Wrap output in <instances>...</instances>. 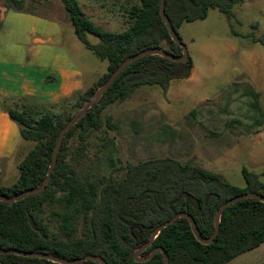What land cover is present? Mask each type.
<instances>
[{
	"label": "trees",
	"instance_id": "1",
	"mask_svg": "<svg viewBox=\"0 0 264 264\" xmlns=\"http://www.w3.org/2000/svg\"><path fill=\"white\" fill-rule=\"evenodd\" d=\"M42 1V0H39ZM73 24L77 38L101 61H107V72L91 87L76 93L73 107L80 112L91 96L105 84L111 74L129 57L161 48L168 54L182 56L160 16L161 0H139L130 16L133 22L122 33L106 31L85 17L77 0H60ZM243 0H165V13L176 34L184 22L204 20L210 9H218L227 19L234 17L233 8ZM22 6L24 0H9ZM12 8L7 6V9ZM256 28V26H254ZM89 36L98 38L92 43ZM179 36V35H178ZM181 40V39H180ZM182 41V40H181ZM264 43V42H263ZM191 58L175 62L161 56H145L128 65L83 117L65 134L51 179L45 191L28 196L12 205L0 201V249L18 250L73 261L86 256L102 258L106 264H135V253L149 242L152 233L178 214L186 213L195 222L200 237L208 239L215 231V214L227 201L246 193L264 198V183L247 169L243 170L246 186L239 188L223 177L190 162L153 158L127 163L120 180L83 178L79 175L75 154L88 147L91 133L103 129L102 113L106 108L126 101L142 86L158 85L167 89L175 80L189 79ZM256 100L259 94L250 92ZM18 107L6 108L18 126L20 137L35 143L20 162V178L9 187L1 186L0 195L12 198L29 189L38 188L45 180L58 137L72 120L68 113L55 115L43 111L32 97H12ZM65 98L64 101H68ZM62 102L50 106V109ZM4 106V105H3ZM254 107L261 114L256 101ZM260 126V125H259ZM76 140V152L72 141ZM58 203V231L51 234L43 213L47 206ZM79 216L89 223L84 235L77 234ZM32 217L37 230L29 224ZM264 243V203L244 199L229 206L220 218L218 235L212 243L203 244L193 233L190 220L179 218L164 228L152 245L141 252L147 258L162 248L169 264H227L239 255ZM164 255L157 252L145 264H164ZM0 264H56L47 260L0 255ZM83 264H99L86 261Z\"/></svg>",
	"mask_w": 264,
	"mask_h": 264
},
{
	"label": "rangeland",
	"instance_id": "2",
	"mask_svg": "<svg viewBox=\"0 0 264 264\" xmlns=\"http://www.w3.org/2000/svg\"><path fill=\"white\" fill-rule=\"evenodd\" d=\"M77 1L85 17L114 33L128 29L131 10L140 4L139 0ZM0 12V59L28 63L32 50H59L83 72L86 83L107 72V61L77 38L60 0H24L20 8L0 0ZM233 12L234 17L227 19L218 9H210L206 19L181 25L178 35L193 62L190 78L172 81L165 90L142 86L126 101L106 108L103 129L91 133L88 147L75 154L81 177L120 180L127 163L169 157L218 173L239 188L246 186L244 169L264 183V0H243ZM24 13L38 20L23 19ZM36 40L44 44L35 45ZM250 92L259 94L258 100ZM72 96L52 109L54 104L35 99L43 111L66 112L74 118L79 112L73 107L77 97ZM256 101L263 115L254 107ZM18 105L15 99L0 97L5 114L6 108ZM71 144L76 152L77 141ZM34 146L20 137L16 149L0 159V187L18 181V166ZM58 211V203L49 205L43 217L51 234L63 236L57 229ZM88 228L79 216L77 234L84 235Z\"/></svg>",
	"mask_w": 264,
	"mask_h": 264
},
{
	"label": "crops",
	"instance_id": "3",
	"mask_svg": "<svg viewBox=\"0 0 264 264\" xmlns=\"http://www.w3.org/2000/svg\"><path fill=\"white\" fill-rule=\"evenodd\" d=\"M22 18L38 20L30 13H24ZM35 42V45L44 44L42 40ZM30 56L33 60L28 63L0 59L1 98L28 96L42 103L56 104L91 87L103 75L86 83L83 72L59 50L35 49ZM19 139L18 126L0 109V159L8 157L16 149ZM227 264H264V243Z\"/></svg>",
	"mask_w": 264,
	"mask_h": 264
},
{
	"label": "water",
	"instance_id": "4",
	"mask_svg": "<svg viewBox=\"0 0 264 264\" xmlns=\"http://www.w3.org/2000/svg\"><path fill=\"white\" fill-rule=\"evenodd\" d=\"M165 0H161V6H160V16L162 18V20L164 21L171 40L179 45L182 49V56L180 57H176V56H172L170 54H168L165 50L161 49V48H153V49H147L144 50L142 52H140L139 54L129 57L128 59H126L112 74L111 76L108 78L107 82L105 84H103L101 87L98 88V90L91 96L90 101L86 104V106L72 119L70 120L67 125L63 128V130L61 131L54 152H53V158L47 173V176L45 178V180L43 181V183L41 184L40 187L38 188H34V189H29L27 191H24L21 194H18L16 196H13L12 198H8V197H4L0 195V201L7 203V204H14L16 202H19L21 200H23L24 198L31 196V195H35L38 193H41L43 191H45V189L47 188V185L51 179L52 173L54 171V168L56 166L57 163V159H58V154L61 150L62 144H63V140L65 137V134L83 117V115L86 113V111L94 104H97L100 99L102 98L103 94L111 87L112 83L115 81V79L124 71V69L130 65L131 63H133L134 61L140 59L141 57H145V56H152V55H156V56H161L164 57L168 60L171 61H175V62H186L189 59V55H188V51L186 46L184 45V43L180 40L179 36L176 34L172 24L170 23L165 10ZM244 199H258L261 202L264 203V198L256 193H246L243 195H240L236 198H233L227 202H225L220 208L219 210L216 212L215 214V218H214V222H215V231L212 234V236L208 239H204L202 237L199 236L198 234V230L197 227L195 225L194 220L186 213H182V214H178L175 217H173L171 220L161 224L151 235L149 242L147 244H145L144 246H142L136 253H135V264H145L146 262H148L149 260L152 259V257L157 253L160 252L164 255V264H169V257L168 254L166 253V251L162 248H156L154 249L151 254L144 259H141L139 256L141 254V252H143L144 250H146L147 248H149L152 243L154 242V240L157 238L158 234L167 226L171 225L172 223H174L177 219L179 218H187L190 220L191 226H192V231L193 233L198 237V240L203 243V244H210L213 242V240L215 239V237L218 235L219 232V226H220V218L223 214V212L225 211L226 208H228L229 206L237 203L238 201L244 200ZM29 224L31 226V228L33 230H37L36 224L33 220L32 217H29ZM0 255H15V256H20V257H31V258H37V259H42V260H47L56 264H83L86 261H93V262H97L99 264H106V262L97 256H86L85 258L82 259H77V260H73V261H68V260H64V259H58V258H54V257H50V256H46L43 254H37V253H26V252H22V251H18V250H12V249H8V250H3L0 249Z\"/></svg>",
	"mask_w": 264,
	"mask_h": 264
}]
</instances>
